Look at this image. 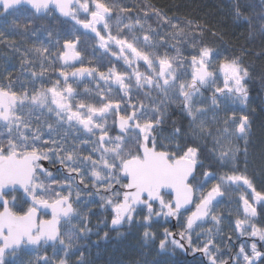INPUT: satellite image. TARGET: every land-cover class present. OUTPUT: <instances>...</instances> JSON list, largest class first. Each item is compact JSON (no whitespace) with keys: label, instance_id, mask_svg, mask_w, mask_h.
<instances>
[{"label":"snow or ice","instance_id":"obj_1","mask_svg":"<svg viewBox=\"0 0 264 264\" xmlns=\"http://www.w3.org/2000/svg\"><path fill=\"white\" fill-rule=\"evenodd\" d=\"M25 5L36 15L58 12L73 22V32L62 44L57 39L56 50H22L0 31V44L21 52L22 75L29 72L23 77L26 82L20 76L0 75V264H8L6 256L14 257L30 246L38 253L35 264H68L77 230L70 227L62 232L61 225H72L81 216L76 207L79 185H91L102 206H111L114 228L133 223L140 209L146 213L145 222L153 216L175 218L183 229L181 240L186 238L191 246L193 234L199 238L197 229L211 223L207 238L196 249L208 256L210 264H228L212 255L213 250L219 252L215 235L228 219L217 211L221 198L229 190L247 186L250 196L240 195L242 213L235 210L237 218L229 220V227L264 241V225L257 227V209L250 202H264V192L240 173L238 150L224 147L221 137L228 140V127L210 128L202 99L219 74L223 86L213 91V107L219 106L221 94L247 98L244 81L250 70L242 56L215 63L218 53L205 36L215 37L216 32L169 18L148 0H0V16ZM243 12L237 2L233 14L239 20ZM258 19L264 36V0ZM244 20L252 23L248 17ZM13 25L21 27L16 21ZM77 25L92 34L95 48L113 58L106 70L85 63ZM172 104H179L186 114L188 128L174 124L169 136L161 137L158 126ZM223 123L229 125L228 120ZM231 123L244 139L248 117ZM208 140L211 158L198 143ZM42 161L59 163L58 172L66 173L63 179ZM243 163L247 165L246 160ZM18 191L23 193L19 200ZM17 203L28 206L13 211ZM49 210L51 219L42 218ZM165 234L172 235L167 230ZM172 243L183 247L176 240ZM57 244L63 258L55 253L49 257L48 248ZM262 257L264 253L252 242L251 255L241 245L229 259L233 264L241 260L264 264Z\"/></svg>","mask_w":264,"mask_h":264},{"label":"trees","instance_id":"obj_2","mask_svg":"<svg viewBox=\"0 0 264 264\" xmlns=\"http://www.w3.org/2000/svg\"><path fill=\"white\" fill-rule=\"evenodd\" d=\"M125 2L135 3V0H125ZM148 2L167 13L169 18H175L182 23L191 21L193 29L197 25H201L205 27L206 32L209 29L216 32L218 35L215 37L210 34L205 36V39L218 53L215 63L218 64L226 59L242 56L243 64L250 70V75L244 81L247 98L243 101L244 106L242 105L238 109L243 111L240 114L248 117L249 127L244 139H240V134L237 133L236 141H231V148L238 150L237 158L241 161L238 165L240 173L247 176L257 191L264 192V36L260 34L261 22L258 19L262 0H148ZM237 2L244 9L239 20L233 14V8ZM244 17L250 18L252 23H247ZM13 21H16L21 27L15 28ZM152 23L155 26V22L152 21ZM24 25H27V28ZM75 29L77 32L79 27L75 26ZM0 31L4 32L11 42L24 49L47 47L50 50H56L59 47L57 39L62 44L64 39L72 34L73 25L71 21H64L53 13L39 18L30 10L21 8L6 16H0ZM50 32L52 33L51 36L49 35ZM80 33L83 39H88L86 43L89 41V47H91L93 45L92 35L83 31ZM213 41L214 43H212ZM92 49L93 47L90 50ZM9 56L11 53L8 48L0 44V75L4 74L6 67L14 66L18 62L21 63L18 58L15 62H11ZM95 59V56L90 54L87 61L93 63ZM221 78L222 75H219L220 87H222L223 82ZM236 99L240 105V99L237 97ZM228 118L216 115L215 117L208 116L206 120H209L210 123L213 119L217 121L215 124H208L213 131L217 128L228 127L226 135L229 136V134L235 133V126L223 123ZM198 143L211 158L212 141H198ZM245 160L247 165L243 163ZM204 165L207 169L209 161L205 160ZM198 178L201 179L199 176ZM236 191L239 193L233 195L234 199L228 198L232 190L226 192V198L225 196L221 198L223 204L218 213L228 217V219H225L221 224L223 228L222 237L214 242L219 252L213 250L214 255H219L228 264L233 262L229 261V257L234 252L232 242L229 241L234 232L229 227V220L234 221L237 218L235 211L237 208L242 213V201H236L237 196L239 194L250 196L245 186H241ZM228 200L230 203H227ZM232 205L235 209L229 208ZM99 206H89L83 203L78 205L77 209L81 216L75 219L72 225L62 227V232L70 227L77 230L69 250L68 264H210L208 257L206 260L198 257H187L179 248L171 246L170 243L166 246L165 253L160 251L159 247L164 240L165 230L173 231L172 222L169 221L166 224L155 222L150 227H146L143 225V216L146 213L140 210L132 224H127L121 230L113 231L110 228V221L114 216L111 206ZM92 209L94 212L89 214ZM87 218H89V222L86 221ZM255 219L257 227L264 225V205L258 208ZM101 221L106 222L103 230L109 233L110 238L107 242L101 241L102 232L98 228V225L102 223ZM81 227L84 228L83 232L79 231ZM145 231L149 233L148 237L144 236ZM94 242H97V245ZM196 242L198 244L199 240ZM196 242L194 240V244ZM247 247L246 245L245 248ZM258 247L264 249L263 245H258ZM250 249H247L248 254L251 253ZM54 253L58 258L64 256V251L60 247H49L46 254L52 257ZM37 255L38 253L34 250H23L14 260L7 262L8 264H29L31 261L32 264H35ZM256 264H261V261Z\"/></svg>","mask_w":264,"mask_h":264},{"label":"flooded vegetation","instance_id":"obj_3","mask_svg":"<svg viewBox=\"0 0 264 264\" xmlns=\"http://www.w3.org/2000/svg\"><path fill=\"white\" fill-rule=\"evenodd\" d=\"M71 23L73 25V22H71ZM112 23H113V25H115V21H112ZM77 27H79V26L77 25ZM81 31H83L86 34L88 32L86 30H82L80 27H79V30H77V32H76L78 35H80V44L78 45V47L82 50V54L84 56L85 63L87 64L89 62V61H87V58L91 54V55L95 56V58H96L95 61H93L92 64L96 65V66H99L101 68V70H106L108 65H109V63H110V60H112L113 58L110 57L109 55L105 54L103 52V50L95 48L94 44L91 45V47H89L90 43H88L89 41L86 43V40H88V39L85 40V39H83L81 37V33H80ZM88 34L92 35L91 33H88ZM92 47H93V49L90 50ZM22 68H24L23 65H21L18 62L14 66L11 65L10 67H6V70H4L3 73L4 74H10L13 77H14V75H15V77L20 76L22 82H24L23 77L26 76L27 74H29V72L27 70H25L23 75H22V72H21ZM51 74L52 73H49V75H51ZM221 75H222V78H221V80H222L223 79V74H221ZM90 86L94 87V85H90ZM217 86H220L219 85V79L217 80L216 85H213L211 89L206 90L204 92V94H203L202 99L205 101V107L208 108V114H207L206 117H208V116H214L215 117L218 114V111H220V108H222L224 112L230 113V114H227V116H222L223 118L224 117L225 118L229 117L228 118L229 124H232L231 122L233 120L239 121L240 117L244 116V114H240V112H243V111H241L239 109L234 110V111H230L229 110V108L231 107V101H232V99H233V97L235 95L229 94L227 97H224L221 94L222 99H221V101L219 103V106L218 107H213L212 106L211 97H212L213 91L215 90V87H217ZM222 86H223V82H222ZM240 101H241V103L238 106V108L240 106H242V105L244 106V103H243L244 100L243 101L240 100ZM206 117H205V119H206ZM206 121H207L208 124L217 123V121L215 119L211 120V123L209 122V120H206ZM174 124H175L176 127H181V128H184V129L188 128V117L186 116V114L184 112H182L180 110L179 104H172L170 107L167 108V110H166V112L164 114V121H163V123L161 125L158 126L160 128V136L161 137L169 136V134L173 131V125ZM41 163L46 168H49V170L52 171L55 175H59L58 174V169L61 168V165L59 163L52 164L49 161H42ZM197 176H199V173H197ZM241 186H243V185H241ZM210 187H211V185L209 184L207 186V188L205 189V191L210 189ZM15 195L17 196V198L19 200L20 197H22L23 193L18 191L17 193H15ZM249 195H250V192H249ZM168 198L169 197L165 196V199H168ZM250 202L254 204V206L256 207L257 210H258L259 207L264 205V202H261L260 204H256L252 200H250ZM27 206H28L27 204L17 203L13 207V211H19L21 208H25L26 209ZM229 208L235 209V207L233 205L231 207H229ZM241 209H242V205H241ZM193 210H194V208H193ZM0 211H2V208H0ZM42 218L50 219V217L47 216V215L43 216ZM175 224H176V228L173 231L169 232V233H172V235H168V237H169V239L171 241L176 240L178 242L177 238H178V236H180V233L183 231V229L181 228L180 222H178L177 220H176ZM173 225H174V223H173ZM220 226L222 227V225H220ZM229 241L232 242V245L234 247V252L232 253V255L230 257H234V254L236 255L239 252V248H240L241 245H244V247L246 245L248 246L247 248H245L246 252H247V249L251 248V243L252 242H255L257 244V250L258 251L262 252L264 250V249H261V248L258 247V245H263V247H264V241H260L258 237H252V236H250V234L240 235L237 232H233V234L229 238ZM190 249H191V253H190L191 256L194 255L195 253L199 252V251L195 252L194 250L192 251L191 246H190ZM180 250H181V248H180ZM250 251H251V249H250ZM249 255H251V253ZM201 259H203V258H201ZM206 259L207 258H206V255H205L204 260H206ZM229 261H231V260L229 259Z\"/></svg>","mask_w":264,"mask_h":264},{"label":"rangeland","instance_id":"obj_4","mask_svg":"<svg viewBox=\"0 0 264 264\" xmlns=\"http://www.w3.org/2000/svg\"><path fill=\"white\" fill-rule=\"evenodd\" d=\"M11 42V41H10ZM14 43V42H13ZM16 44V43H15ZM18 45V44H17ZM18 46H20V45H18ZM21 47V46H20ZM21 49L23 50L24 48L23 47H21ZM8 50L10 51V53H11V56H9L10 58V61L12 62H15V60H16V58H18V60H20L21 61V63L20 64H22V59H21V52H15V51H13L12 49H10V48H8ZM21 68V67H20ZM244 86H245V84H244ZM245 89H246V87H245ZM247 91V90H246ZM237 97V96H236ZM236 97L234 96L233 97V99H232V101H231V107L229 108V110L230 111H234V110H237L238 109V105H239V102H238V100L236 99ZM238 98V97H237ZM241 100V99H240ZM227 114H230V113H226V112H224L223 111V109L222 108H220V111H218V114L217 115H219L220 117H222V116H227ZM225 118V117H224ZM237 133L238 132H236V130H235V133H233V134H229V136H228V140H223V137H221V139H222V141L224 142V147L227 149V148H229V147H231V141H233V142H235L236 141V139H237ZM247 135V134H246ZM237 154H238V151H237ZM61 175H65V174H61ZM75 189H77V185H75L74 186V190ZM79 189H80V192H81V195H80V203L78 204V205H80V204H84V203H86V202H90V204H91V206H95V205H100L101 207H103L102 206V202H101V199H100V196L99 195H97L96 194V190L95 189H93V188H91L90 186L88 187V188H85L84 187V185L83 186H79ZM73 190V191H74ZM231 194H230V196H228V198L230 199V198H233V195H235V194H237V193H239V191H233L232 190V192H230ZM227 197V194L225 195V198ZM239 197H240V194L237 196V200L236 201H240L239 200ZM73 199H75V197H73ZM234 199V198H233ZM227 203H230V200H228L227 201ZM222 204L223 203H221V204H219V206H218V209H217V211H220L219 209H221V207H222ZM99 206V207H100ZM231 207V206H230ZM90 213H93V212H89V214ZM102 216V215H101ZM170 220V218H165L164 216H160V217H157V216H153L152 217V219H151V221L150 222H145V221H143V225H145L146 227H150V225L151 224H153V223H155V222H160V223H162V224H166V222H168ZM74 221V220H73ZM86 221H88L89 222V219L87 218L86 219ZM102 223L101 224H99L98 225V228H99V230L102 232V242H107V240L104 238L106 235L108 236V239H109V233L107 232V231H105V230H103L104 228H105V224H106V222L105 221H101ZM73 223V222H72ZM220 228H222L221 226H219ZM61 228H62V225H61ZM209 228H212V224L211 223H208V224H205V226L203 227V228H201V229H197V233H199V238H198V236L196 235V234H193V236H192V241H193V244L191 245V248H192V251L193 250H195V251H197L196 249L199 247V245H201V244H203V242H204V240L207 238L206 237V235H205V233H207V231H208V229ZM223 229V228H222ZM213 231L215 232V229H213ZM167 232H168V230H167ZM166 230H165V232H164V234H163V236H164V240H163V242H164V247L162 248V247H160L159 249H160V251L162 252V253H165L166 252V246L170 243L171 244V246H173V247H175V248H181V247H179V246H177V244H173L172 243V241L169 239V237L168 236H166ZM83 235V234H82ZM220 237H222V231L221 232H219V233H217L216 235H215V239H214V242H216L217 241V239L219 238L220 239ZM194 240H195V242L197 241V240H199V243L197 244V242H196V244H194ZM185 241L187 242V239L185 238ZM60 246V248H62V246L61 245H59ZM212 255H214V253L212 252ZM209 259V258H208ZM231 264H233V262L231 263ZM240 264H245V262L243 261V260H241L240 261Z\"/></svg>","mask_w":264,"mask_h":264},{"label":"water","instance_id":"obj_5","mask_svg":"<svg viewBox=\"0 0 264 264\" xmlns=\"http://www.w3.org/2000/svg\"><path fill=\"white\" fill-rule=\"evenodd\" d=\"M23 7H25V8H27V9H29V10H31L32 12H34L31 8H30V6H27V5H25V6H21L20 8H23ZM20 8H18V9H20ZM15 10V9H14ZM17 10V9H16ZM58 16H60L59 15V13L58 12H55ZM46 14H40V15H37L38 17H40V16H45ZM60 17H62V16H60ZM63 19H66L67 20V18H64V17H62ZM19 192H22V191H19ZM189 207H192V206H189ZM47 215L48 216H50L51 217V213H50V210L48 211V213H47ZM171 219V222L172 223H174V226H173V229H175L176 228V219L175 218H170ZM123 226H124V224L122 225V226H117V227H113V226H111V228L113 229V230H119V229H122L123 228ZM177 240H178V242L180 243V244H183V247H181V251L187 256V257H199V258H203L204 259V257H205V254L202 252V251H200V252H197V253H195L194 255H190V253H191V249H190V246H189V244L185 241V239L184 240H181V237L180 236H178V238H177ZM28 248H31V246L30 247H28ZM20 251V250H19ZM18 251V252H19ZM17 252V253H18Z\"/></svg>","mask_w":264,"mask_h":264}]
</instances>
